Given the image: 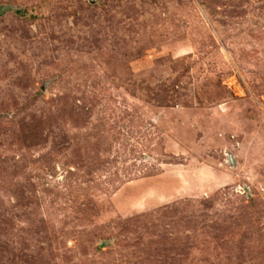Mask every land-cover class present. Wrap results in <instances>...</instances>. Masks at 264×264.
Here are the masks:
<instances>
[{"label": "rangeland", "instance_id": "374dc122", "mask_svg": "<svg viewBox=\"0 0 264 264\" xmlns=\"http://www.w3.org/2000/svg\"><path fill=\"white\" fill-rule=\"evenodd\" d=\"M0 264H264V0H0Z\"/></svg>", "mask_w": 264, "mask_h": 264}, {"label": "water", "instance_id": "95a60500", "mask_svg": "<svg viewBox=\"0 0 264 264\" xmlns=\"http://www.w3.org/2000/svg\"><path fill=\"white\" fill-rule=\"evenodd\" d=\"M91 5H95L96 4V0H87Z\"/></svg>", "mask_w": 264, "mask_h": 264}]
</instances>
